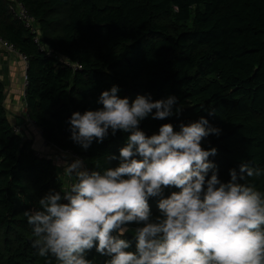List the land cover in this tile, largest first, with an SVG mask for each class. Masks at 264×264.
<instances>
[{
    "label": "trees",
    "instance_id": "trees-1",
    "mask_svg": "<svg viewBox=\"0 0 264 264\" xmlns=\"http://www.w3.org/2000/svg\"><path fill=\"white\" fill-rule=\"evenodd\" d=\"M17 1L38 22L48 52L10 13L9 0H0V35L26 58L25 111L47 145L74 152L91 170L97 162L118 166L128 133L109 131L85 150L70 138L69 123L73 112L101 108L100 94L117 86V95L130 102L137 95L178 98L179 114L141 121L148 136L162 124L179 130L181 122L201 116L221 129L202 146L217 149L209 159L223 182L244 162L264 169V0ZM7 113L0 81V264H55L32 246L23 212L50 190L59 191L63 180L52 158L37 156L32 143L13 131ZM245 182L264 192V176ZM171 191L178 189L164 195ZM149 205L153 217L160 215L158 198ZM124 238L134 249L132 232ZM86 258L93 264L108 259L95 248Z\"/></svg>",
    "mask_w": 264,
    "mask_h": 264
},
{
    "label": "clouds",
    "instance_id": "clouds-1",
    "mask_svg": "<svg viewBox=\"0 0 264 264\" xmlns=\"http://www.w3.org/2000/svg\"><path fill=\"white\" fill-rule=\"evenodd\" d=\"M118 91H103L101 108L73 112L69 120L70 138L85 150L109 131L128 133L118 166L101 168L97 162L90 170L79 158L65 161L63 171L74 182L50 190L23 212L39 256L55 264H93L86 256L95 248L108 257L105 264H264V192L245 182L264 176V169L244 162L223 182L209 159L217 149L202 146L221 129L201 116L181 122L179 130L162 124L148 136L141 121L150 114L154 120L179 114L178 98L137 95L130 102ZM173 188L178 191L164 195ZM150 198H158L156 217ZM130 231L134 249L124 238Z\"/></svg>",
    "mask_w": 264,
    "mask_h": 264
},
{
    "label": "crops",
    "instance_id": "crops-1",
    "mask_svg": "<svg viewBox=\"0 0 264 264\" xmlns=\"http://www.w3.org/2000/svg\"><path fill=\"white\" fill-rule=\"evenodd\" d=\"M25 70V62L20 56L10 54L0 46V81L5 88L7 117L12 124L21 125L23 137L32 143L35 151H40L54 160L65 180H73L74 177L69 176L63 171L65 161L70 164L72 162L71 159L67 157H63L62 159L61 156L63 155H57L59 150L57 151L56 148L49 147V145L45 146L47 144L44 142L41 134L38 135L40 133L39 129L27 120L23 95V76Z\"/></svg>",
    "mask_w": 264,
    "mask_h": 264
},
{
    "label": "built area",
    "instance_id": "built-area-1",
    "mask_svg": "<svg viewBox=\"0 0 264 264\" xmlns=\"http://www.w3.org/2000/svg\"><path fill=\"white\" fill-rule=\"evenodd\" d=\"M9 1H10V3H9L10 13L22 22L24 28H26L27 30L30 31V34L33 35V40L38 45V47L41 50H45L46 52H48L47 51L48 49L45 48L42 44L38 22L33 18L32 15L29 14L27 8L24 6L23 3H21L17 0H9ZM0 46L4 50H6L8 53L20 56L24 60L25 66H26V64H27L26 58L21 53L18 52L16 46L13 43L7 41L1 35H0ZM71 66H73L75 69H79V66L77 64L71 65ZM25 83H26V74H24V76H23V88L25 87ZM24 93H25V90H23V95H24ZM27 120L29 121L30 124L35 125L33 123V121L30 120L28 117H27ZM12 128H13V131L18 133V134H22V132H23V129H22L20 124H13ZM40 134H41V132H40ZM23 140H27V139L23 138ZM57 150H59L62 153H65V154H70L72 157H74L76 159L79 158V156L72 151H67V150L63 151L60 149H57ZM36 155L37 156H46L45 154L41 153L40 151H36ZM84 165H85V167L90 169L86 164H84ZM70 182H73V181L63 182V187L67 186Z\"/></svg>",
    "mask_w": 264,
    "mask_h": 264
},
{
    "label": "rangeland",
    "instance_id": "rangeland-1",
    "mask_svg": "<svg viewBox=\"0 0 264 264\" xmlns=\"http://www.w3.org/2000/svg\"><path fill=\"white\" fill-rule=\"evenodd\" d=\"M21 135V137L22 138H24L23 137V134H20ZM38 135H40V133L38 134ZM45 146H48V145H45ZM50 147V146H49ZM55 149V148H54ZM58 151V150H57ZM63 155V156H61V158L63 159V157H67V158H70L71 159V161H74L76 158H74V157H72L70 154H63L62 152H60V151H58L57 152V155ZM66 155V156H65ZM58 170V173H59V175L61 176V178L63 179V182H65V181H67V180H65L64 179V176H62L63 174H62V172L59 170V168L57 169ZM68 181H73L74 182V180H68ZM260 191H262L263 192V190H260Z\"/></svg>",
    "mask_w": 264,
    "mask_h": 264
}]
</instances>
